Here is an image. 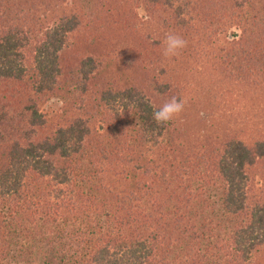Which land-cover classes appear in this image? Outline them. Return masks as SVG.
<instances>
[{
  "label": "trees",
  "instance_id": "16d2710c",
  "mask_svg": "<svg viewBox=\"0 0 264 264\" xmlns=\"http://www.w3.org/2000/svg\"><path fill=\"white\" fill-rule=\"evenodd\" d=\"M260 115L264 0H0V263L39 236V264H264Z\"/></svg>",
  "mask_w": 264,
  "mask_h": 264
},
{
  "label": "rangeland",
  "instance_id": "374dc122",
  "mask_svg": "<svg viewBox=\"0 0 264 264\" xmlns=\"http://www.w3.org/2000/svg\"><path fill=\"white\" fill-rule=\"evenodd\" d=\"M136 14L139 18H141L142 21L147 20L145 19L146 14L142 10V8H137ZM106 28H111L112 30H114L117 27L107 26ZM163 28L164 27H161V26L158 27L157 25L156 29L155 27H153L150 29V31L153 32L154 34L165 37V31ZM230 31L231 30L229 29L227 32H230ZM105 60H106L105 62H101V65H102L101 69H103V73L106 74V73H109L110 70L112 69V63L108 61L109 59H105ZM216 88H217L216 86H211V89L213 90L211 91V94H214V90ZM223 91H226V89L223 88L221 92ZM217 95H220V93H217ZM60 105H61L60 102H57L56 99H52L41 108V111L47 117L53 118L55 114L60 111ZM217 115L218 113H216L215 111H211L209 108L201 109V107L198 106L195 108V111L192 114L194 118L190 119L189 123H192V124L199 123L200 125L202 122H206V121L210 122L213 118L218 117ZM225 116H227V113H225ZM179 117H180L179 118L180 120L182 118V113L180 114ZM242 117H244V115H242ZM258 117L259 119L264 121V115H260ZM259 119H258L259 123H257V127L261 126V123H260L261 121H259ZM183 122L186 123L188 121L186 120V118H184ZM214 192H215L214 188L211 185L209 186V188L206 190V192L203 195L204 197L203 200L207 203V206H208L207 208L213 205L216 200L218 192L217 193H214ZM38 240H40V243ZM43 240L44 239L40 238L39 236H35L34 239H32V242H30L33 245H28V246L26 245L27 246L26 248V247L21 246V242L18 243V241H15V239L12 238L9 242V249L6 255L2 257L0 264H39L40 258L41 256H43V254H46V258L48 261L52 260L53 255L50 254L48 251H46L47 247L43 243Z\"/></svg>",
  "mask_w": 264,
  "mask_h": 264
},
{
  "label": "clouds",
  "instance_id": "9594fccd",
  "mask_svg": "<svg viewBox=\"0 0 264 264\" xmlns=\"http://www.w3.org/2000/svg\"><path fill=\"white\" fill-rule=\"evenodd\" d=\"M147 19V16H145ZM165 47L163 56L165 58H172L179 55V51L186 47L187 41L175 34H168L164 41ZM184 101L177 97H172L169 101L163 104L158 110L153 112V120L160 126L178 117L184 109Z\"/></svg>",
  "mask_w": 264,
  "mask_h": 264
}]
</instances>
